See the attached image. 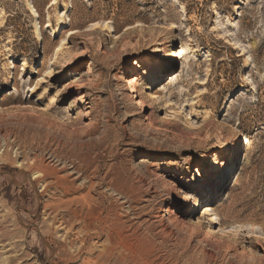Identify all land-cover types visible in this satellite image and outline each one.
Here are the masks:
<instances>
[{
	"label": "rangeland",
	"instance_id": "374dc122",
	"mask_svg": "<svg viewBox=\"0 0 264 264\" xmlns=\"http://www.w3.org/2000/svg\"><path fill=\"white\" fill-rule=\"evenodd\" d=\"M151 110L160 130L142 124ZM33 157L96 194L105 177L139 189L120 213L150 264H264V0H0V264H96L105 237L76 251L54 209L74 196L44 188ZM205 210L227 233L209 244ZM157 215L171 235H152ZM119 248L104 264L128 263Z\"/></svg>",
	"mask_w": 264,
	"mask_h": 264
},
{
	"label": "bare ground",
	"instance_id": "6f19581e",
	"mask_svg": "<svg viewBox=\"0 0 264 264\" xmlns=\"http://www.w3.org/2000/svg\"><path fill=\"white\" fill-rule=\"evenodd\" d=\"M31 12L33 16H36L33 10H31ZM49 24L50 23L48 22L46 29L50 27ZM157 26L168 34H171L174 30V25L171 23L165 24L164 26L158 23ZM173 42L174 41L171 43ZM169 47V51L164 52L162 55L158 54L159 57L161 56L160 62L171 64L175 58L179 57L176 51L173 50L174 45L170 44ZM155 52H157V50L154 49L151 53L156 54ZM13 68L14 67H11L9 69ZM173 75H170L169 77H172ZM178 77L179 74L175 75L173 78H170L168 84L176 81ZM137 81L138 80L134 77L125 79L123 90L127 91L129 97H131V99L134 101L133 107L142 113L146 109L145 102L148 100V98L146 99V96H144L141 93V90L138 89ZM11 82L12 80H10L8 83ZM149 100L157 101L159 100V96L157 94H152L150 95ZM55 102H57L55 97L51 98V103ZM148 108L149 107H147V109ZM142 124L149 128V130L153 128H155V130L161 129L152 110L151 112L145 114ZM228 158L231 160L230 154H228ZM30 164L37 167L34 169L33 176L36 177L39 182L43 183L44 188L51 189L54 187L55 192H59V194H61L63 197L74 196L72 199L70 198L71 200L68 202L59 201L54 209L56 211L58 210L62 214H60L59 217V226L64 227V230L69 232L70 235L71 233H74L73 241L74 243L76 242L77 245L76 251H78L80 254L88 252L90 250V244L94 243L95 245H98L99 240L104 236L108 247L105 246L101 251V258L97 259L98 262H96V264H104L105 262L102 260H107L110 257L112 258L111 255L113 254V251L115 250L114 252H116V248L119 247L121 250L123 248L128 253V255L126 253L127 256H123V262L127 261V264H150L149 260L151 259L152 253L154 252L153 242L151 243V241H149L148 238L146 239V237H139V235L136 233V229L133 230V226L127 225L128 219L126 220L125 217L120 213V211L124 209L123 206L138 204L141 200V193L139 192V189H137L133 184H130L127 182V180H124L125 178L121 179L122 177L120 178L114 176V178L109 179L104 176L105 178L100 179V182L106 183L105 191L102 194H96V185L95 183L93 184V181L92 183H88V181V184H86L84 181H82L84 184H75L77 181V171H65V176H61L58 172L49 168L46 164L44 165L42 162H40L36 157L30 159ZM86 168L89 169L88 165ZM87 171L89 170H86V172ZM81 191H85L86 194L84 195L82 193V196L75 197L79 194V192L81 193ZM107 192H112L111 194H114L115 197H108L106 195ZM206 197V192L194 197L191 209L193 211L196 210L197 206L200 205V200ZM58 211L57 214L59 213ZM206 212L211 213L208 215L207 222H205L203 218H200L195 225L203 230L202 243L209 244V241L213 237L217 236L218 234L224 236L227 233H225L226 229L220 225L218 216L212 210H205L204 213ZM207 214L208 213H206V215ZM154 219H162V222H158L156 228H151L153 233L152 235L157 237H167L172 234V229L170 227L172 220L169 217L163 221L164 217L157 215L154 217ZM76 228H78V231L75 230ZM68 234L67 236H69ZM70 237L71 236H69V238Z\"/></svg>",
	"mask_w": 264,
	"mask_h": 264
}]
</instances>
